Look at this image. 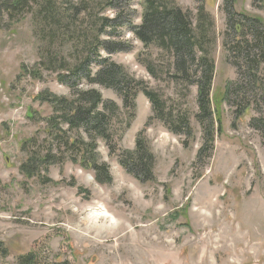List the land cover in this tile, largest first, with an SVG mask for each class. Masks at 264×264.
I'll list each match as a JSON object with an SVG mask.
<instances>
[{
  "label": "rangeland",
  "instance_id": "obj_1",
  "mask_svg": "<svg viewBox=\"0 0 264 264\" xmlns=\"http://www.w3.org/2000/svg\"><path fill=\"white\" fill-rule=\"evenodd\" d=\"M173 2L191 13L192 27L199 6L212 22L209 99L221 131L213 127L212 142L204 145L196 87L189 80L176 82L172 56L154 45L143 46L132 34L141 24V0L123 2L118 10L105 4L101 17L122 14L112 40L124 51L109 55L102 50L101 59L141 83L133 109L124 107L114 90L93 86L103 101L118 107L110 116L115 134L95 143L109 169L108 185L98 184L91 170L69 161L63 148L56 153L55 146L47 175L20 174L26 158L23 142L34 139L30 149L40 153L48 148L40 119L51 110L38 96L45 92L67 98L72 91L57 82L54 71L43 69L40 78L31 77L45 55H40L43 45L30 8L13 19L0 12V264H20L19 258L28 255L33 264H264V129L258 123L264 120V63L256 71V93L245 104L233 100V94L224 98L227 89L243 83L244 66L229 58L223 45V0ZM232 11L264 23V0H234ZM77 19L82 30H91L87 16ZM71 47L54 40L53 55L69 62L80 58L83 52L73 54ZM89 69L91 77L98 71L93 63ZM88 88L82 78L78 89ZM146 91L157 95L173 120L185 118L190 133L181 128L174 134L153 111ZM139 135L154 158L152 180L143 183L118 163L119 154L134 151ZM203 147L208 149L204 153ZM93 213L102 214L95 218Z\"/></svg>",
  "mask_w": 264,
  "mask_h": 264
},
{
  "label": "trees",
  "instance_id": "obj_2",
  "mask_svg": "<svg viewBox=\"0 0 264 264\" xmlns=\"http://www.w3.org/2000/svg\"><path fill=\"white\" fill-rule=\"evenodd\" d=\"M74 1L75 3L73 0H0V12H4L9 19L30 8L32 23L38 28L35 31L38 33L37 38L43 45L40 55H45V58H39V63L31 71V77L40 78L43 69L54 71L57 74V82L68 86L72 91L71 96L67 98H59L45 92L38 96L39 101L51 110L50 116L39 118L45 124L49 139L48 148L44 153H40L30 149L34 139L23 142L21 151L26 153V158L20 165L19 172L27 178L36 174L38 176L40 172L47 175L51 162L55 159V146L56 153L63 148L69 161L78 162L84 170H91L98 184L108 185L112 180L109 169L99 159L95 143L96 139L106 140L115 134L110 127V116L118 112V107L113 102L103 101L93 86L114 90L122 98L124 107L129 105L133 109L135 91L141 83L129 77L122 67L101 59L102 50L109 55L124 50L120 42L112 40L116 27L122 20V14L116 13L112 19L100 15L104 12L105 4L118 10L122 3H127L128 0ZM201 1L203 0H195V3L200 4ZM233 2L234 0H223V7L227 10V40L223 45L229 53V58L232 57L233 61L237 60L244 66L241 72L243 83L230 91L227 89L224 98L233 94V100L245 104L247 96L256 93V71L259 64L264 63V23L258 17L234 13ZM141 4V24L132 28L131 32L143 46L154 45L172 56V77L176 82L189 80V85L196 87L199 111L196 118L200 120L204 145L207 147L208 143L212 142L210 132L213 127H216L217 131L218 128L220 130L219 115L211 110L212 102L209 99L214 77L213 61L207 50L211 44L208 35L211 33L209 27H212V22L200 6L197 7L196 26L192 27L191 13L177 7L173 0H141ZM80 14L87 16L91 30L81 29L83 23L78 24L77 19ZM194 29L197 32H194ZM107 30L109 33H106ZM104 35L107 40L101 41ZM54 40L71 44L70 51L73 54L81 50V57L74 56L70 62L59 59L57 55H53ZM61 45L63 43L59 46ZM92 63L97 66L98 71L91 77L89 67ZM56 66L58 69H54ZM147 69L154 72L150 66ZM82 78L86 79L88 89H78ZM144 95L150 100L158 118L173 125L168 126L174 134L178 135L181 128L185 129L186 134L190 133L191 129L185 118L173 120L170 113H164L157 95L152 91H146ZM242 112L239 110L237 116ZM132 114L128 116L132 117ZM29 118L36 116L31 114ZM258 123L262 124L264 129V120ZM206 147H203L201 152L204 153ZM149 151L148 145L139 135L134 151L119 154L118 163L138 182L151 181L154 158ZM31 258L32 255L19 258L20 264H33Z\"/></svg>",
  "mask_w": 264,
  "mask_h": 264
},
{
  "label": "bare ground",
  "instance_id": "obj_3",
  "mask_svg": "<svg viewBox=\"0 0 264 264\" xmlns=\"http://www.w3.org/2000/svg\"><path fill=\"white\" fill-rule=\"evenodd\" d=\"M101 214H102V213H93L92 216L96 218V217H98V216L101 215Z\"/></svg>",
  "mask_w": 264,
  "mask_h": 264
}]
</instances>
